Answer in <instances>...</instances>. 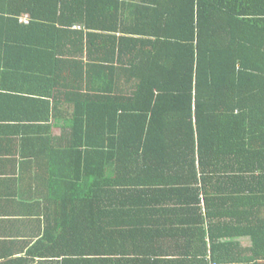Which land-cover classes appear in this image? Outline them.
Returning a JSON list of instances; mask_svg holds the SVG:
<instances>
[{
    "label": "trees",
    "instance_id": "16d2710c",
    "mask_svg": "<svg viewBox=\"0 0 264 264\" xmlns=\"http://www.w3.org/2000/svg\"><path fill=\"white\" fill-rule=\"evenodd\" d=\"M139 1L0 0V153L63 206L0 264H264V0Z\"/></svg>",
    "mask_w": 264,
    "mask_h": 264
},
{
    "label": "crops",
    "instance_id": "0c3cea01",
    "mask_svg": "<svg viewBox=\"0 0 264 264\" xmlns=\"http://www.w3.org/2000/svg\"><path fill=\"white\" fill-rule=\"evenodd\" d=\"M59 57L64 61L60 52ZM42 68L47 71L46 66ZM14 155L4 150L0 153V258L9 259L25 256L32 245L47 237L48 227L54 225L53 211L57 215L58 208H63L58 186L50 187L48 176L37 175L30 164L15 162Z\"/></svg>",
    "mask_w": 264,
    "mask_h": 264
},
{
    "label": "rangeland",
    "instance_id": "374dc122",
    "mask_svg": "<svg viewBox=\"0 0 264 264\" xmlns=\"http://www.w3.org/2000/svg\"><path fill=\"white\" fill-rule=\"evenodd\" d=\"M53 132H56V133H58V130H54Z\"/></svg>",
    "mask_w": 264,
    "mask_h": 264
}]
</instances>
